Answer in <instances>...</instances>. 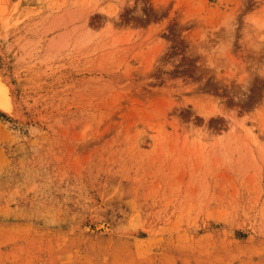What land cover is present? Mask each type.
<instances>
[{"label": "rangeland", "instance_id": "rangeland-1", "mask_svg": "<svg viewBox=\"0 0 264 264\" xmlns=\"http://www.w3.org/2000/svg\"><path fill=\"white\" fill-rule=\"evenodd\" d=\"M0 264H264V0H0Z\"/></svg>", "mask_w": 264, "mask_h": 264}, {"label": "bare ground", "instance_id": "bare-ground-1", "mask_svg": "<svg viewBox=\"0 0 264 264\" xmlns=\"http://www.w3.org/2000/svg\"><path fill=\"white\" fill-rule=\"evenodd\" d=\"M2 84L3 85H0V111L12 115L16 109L13 106L15 105L14 100L11 95H8L7 89L9 88H6L7 86H5V83Z\"/></svg>", "mask_w": 264, "mask_h": 264}]
</instances>
